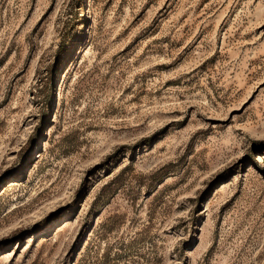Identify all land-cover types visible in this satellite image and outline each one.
<instances>
[{
  "label": "rangeland",
  "instance_id": "1",
  "mask_svg": "<svg viewBox=\"0 0 264 264\" xmlns=\"http://www.w3.org/2000/svg\"><path fill=\"white\" fill-rule=\"evenodd\" d=\"M0 264H264V0H0Z\"/></svg>",
  "mask_w": 264,
  "mask_h": 264
},
{
  "label": "bare ground",
  "instance_id": "2",
  "mask_svg": "<svg viewBox=\"0 0 264 264\" xmlns=\"http://www.w3.org/2000/svg\"><path fill=\"white\" fill-rule=\"evenodd\" d=\"M8 163V162H7ZM7 167V166H6Z\"/></svg>",
  "mask_w": 264,
  "mask_h": 264
}]
</instances>
